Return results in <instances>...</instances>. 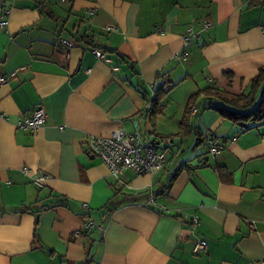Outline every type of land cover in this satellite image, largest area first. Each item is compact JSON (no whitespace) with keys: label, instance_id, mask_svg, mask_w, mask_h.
I'll return each instance as SVG.
<instances>
[{"label":"crops","instance_id":"crops-1","mask_svg":"<svg viewBox=\"0 0 264 264\" xmlns=\"http://www.w3.org/2000/svg\"><path fill=\"white\" fill-rule=\"evenodd\" d=\"M5 3L8 12L0 13L7 22L0 27V75L7 77L0 84V264H259L264 258V123L240 130L212 108L202 109L207 102L202 96L190 126L201 132L203 143L195 146L193 132L180 135L179 123L197 90L248 92L264 66V0ZM93 48L109 61L97 59ZM175 54L184 56L174 59ZM152 83L169 90L161 112L148 120L141 115ZM39 104L47 114L44 125L35 133L17 128ZM137 127L166 150V163L154 175L128 171L131 187H120L85 143L90 135ZM213 136L222 143L216 155L208 153ZM184 140H193L191 156L175 162ZM204 160L206 166H197ZM183 162L192 170L182 169L163 192ZM215 163L231 173L230 183L219 180ZM24 166L51 178L39 188ZM83 212L93 228L85 229ZM193 216L198 224H192ZM196 238L207 241L205 253H192Z\"/></svg>","mask_w":264,"mask_h":264},{"label":"built area","instance_id":"built-area-1","mask_svg":"<svg viewBox=\"0 0 264 264\" xmlns=\"http://www.w3.org/2000/svg\"><path fill=\"white\" fill-rule=\"evenodd\" d=\"M0 9L5 10L3 16L8 12L5 0H0ZM92 11L88 15H92ZM6 19H0V27L6 24ZM205 26H209V22H205ZM108 30H115V27L108 26ZM260 31L264 34V25L260 26ZM191 29L187 30L184 36L185 41L191 39ZM61 44L66 47H72L73 42L69 39H61ZM93 55L100 60L109 61L107 55L100 49L93 48ZM184 55L175 54L174 59L182 58ZM68 57V52L65 53ZM91 69L87 68L86 72L89 73ZM14 74V73H13ZM7 77L0 75V84H5ZM154 84L149 85L148 99L145 101V106L141 117L148 119V115L152 112V100L154 99ZM196 111V107L191 109V115ZM47 118L46 111L43 105H37L32 111L24 115L17 123V128L35 133L41 126L44 125ZM237 135H234L231 140L235 141ZM87 149L91 154L98 157L108 168L110 175L114 178L115 182L120 187H128L131 185L127 181V172L131 171L134 175L139 176L143 174L154 175L161 171L166 163V150L159 148L158 143L154 142L150 137H145L141 130L137 127L132 131H126L123 128H115L109 131L106 135H90L86 140ZM208 153L216 155L222 148L221 139L213 136L208 139ZM22 171L31 175L32 182L35 186L43 188L47 180L51 176L41 169H31L29 166H24ZM153 203V197L149 199ZM82 208L87 210V205L83 204ZM85 221V229H91L95 223L88 215L83 216ZM192 224H198L197 217L193 216L191 219ZM207 251V241L203 238H196L193 242L192 253L199 255ZM259 264H264V258L261 259Z\"/></svg>","mask_w":264,"mask_h":264},{"label":"trees","instance_id":"trees-1","mask_svg":"<svg viewBox=\"0 0 264 264\" xmlns=\"http://www.w3.org/2000/svg\"><path fill=\"white\" fill-rule=\"evenodd\" d=\"M81 40H85L86 44H89V40L85 39V36ZM231 77L229 76V79ZM169 89H164L163 86L154 89V99L152 100V112L148 115V120H151L155 115L161 112L163 104L161 103L166 96ZM202 96L207 100L202 106V109L212 108L222 118L230 122L232 125L237 126L240 130H246L251 125L257 126L264 123V66L260 67L255 76L250 81V87L248 92L240 94H228L223 90L214 87H205L197 90L191 94L187 100L185 107V114L181 122L179 123L181 133L180 135L186 136L193 132L196 138L195 146H200L204 139L201 132L196 127L190 126L191 109L195 106L197 98ZM148 99V95H145V100ZM218 101L219 104L214 105L212 101ZM207 161H202L197 166H206ZM186 169L188 172L192 170L188 167L186 162L181 163L172 173L169 182L163 192H165L171 185L174 178L182 170ZM213 169L216 172L219 180L223 183H230L232 181V175L227 169L220 164H213ZM88 215V212L81 213V217ZM175 217H180L175 215Z\"/></svg>","mask_w":264,"mask_h":264},{"label":"rangeland","instance_id":"rangeland-1","mask_svg":"<svg viewBox=\"0 0 264 264\" xmlns=\"http://www.w3.org/2000/svg\"><path fill=\"white\" fill-rule=\"evenodd\" d=\"M52 2H59V0H52ZM202 100H203V98L199 100L200 105L203 104ZM192 144H193V140H190V142L188 140L183 141L182 147H181L179 153L175 157V160H176L175 162H178L179 160L185 161L187 158H189L191 156V149L190 148H191ZM171 166L172 165H170V169H171Z\"/></svg>","mask_w":264,"mask_h":264},{"label":"water","instance_id":"water-1","mask_svg":"<svg viewBox=\"0 0 264 264\" xmlns=\"http://www.w3.org/2000/svg\"><path fill=\"white\" fill-rule=\"evenodd\" d=\"M1 11H2V10L0 9V13H1Z\"/></svg>","mask_w":264,"mask_h":264}]
</instances>
